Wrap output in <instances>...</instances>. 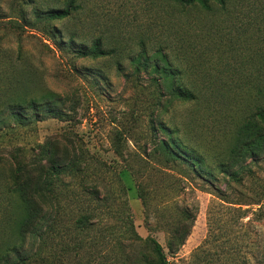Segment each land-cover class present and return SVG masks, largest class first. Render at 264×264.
Listing matches in <instances>:
<instances>
[{
    "label": "rangeland",
    "instance_id": "rangeland-1",
    "mask_svg": "<svg viewBox=\"0 0 264 264\" xmlns=\"http://www.w3.org/2000/svg\"><path fill=\"white\" fill-rule=\"evenodd\" d=\"M31 1L42 9L53 2L0 0V225L12 213L10 169L44 163L54 148L74 165L59 187L62 235L47 239L31 264H159L150 238L168 264H264V154L236 164L239 181L215 169L262 101L264 0H226L208 11L174 10L163 0H85L69 20L47 22L35 21ZM102 33L122 45L82 57ZM141 40L167 45L181 77L206 79L214 100L161 99L150 76L130 64ZM8 97L28 102L21 117ZM33 97L40 106L31 111ZM177 138L206 161L210 177L170 153ZM33 243L34 253L42 241Z\"/></svg>",
    "mask_w": 264,
    "mask_h": 264
},
{
    "label": "trees",
    "instance_id": "trees-1",
    "mask_svg": "<svg viewBox=\"0 0 264 264\" xmlns=\"http://www.w3.org/2000/svg\"><path fill=\"white\" fill-rule=\"evenodd\" d=\"M84 1L53 0L50 4L43 1L42 5H46L45 9H42L39 3L36 2L35 4V1H31L30 4L33 7L30 14L35 21L39 22L67 21L74 13L85 9ZM163 2L173 7L174 10L184 11L186 8H198L208 11L211 10L213 3L224 6L226 0H163ZM166 7L164 5L163 9ZM50 38L53 39L54 37ZM119 39V36L107 38V35L102 33L91 41V47L88 51L82 53V57H98L116 52L121 44L118 41ZM69 40L73 42V37H69ZM141 41L139 44L141 43L142 48L130 59V64L134 68V73L143 72L150 76V85L160 93L159 97L161 99L168 93L171 97L168 101L169 105L171 102L201 104L202 101L210 102L214 100L212 97H206L211 86L206 79H200V82H196L181 77V72L173 67L172 60L166 52L167 45L163 46L158 43L157 47L148 48L143 40ZM107 43L110 48L108 51L105 49ZM210 94H213V92ZM257 95L262 97L261 103L257 105L251 116L245 118L242 124H239L234 133V138L232 137L237 145L233 144L228 147L227 152L224 154L226 156L222 154L220 155L221 158L215 160V169L229 180H241L236 173L237 170H233L236 164L240 165L246 159L254 161L264 154V85L259 87ZM7 99L11 107V114L15 113V117H21L22 114L19 109L28 102L24 103L25 99L23 97H8ZM39 99L35 97L30 99L29 109L31 111L39 108ZM162 104L164 103H160V106ZM45 105L42 111L46 113L50 107L47 104ZM162 129L166 128L162 127ZM174 140L176 141L171 142L169 145L171 148L170 153L176 159L189 163L197 174L205 176L204 174L208 173L210 177L211 169L209 170L206 161L194 153L191 148L180 142L178 143L177 141H180L178 138ZM45 158L44 163L40 160L32 163V168L24 167L14 171L10 169L8 172L5 196L9 200L7 204L12 213H9L10 216L4 219L0 225V264H31L32 259L35 257L42 259L41 253L47 247L45 241L59 234L58 227L61 223L58 221V216L63 209L62 201L64 199V194L59 187L63 185V175L73 174L74 165L71 161L59 160L56 148L46 151ZM67 162H70V164ZM85 224H87L86 217H82L77 221V225L82 229L86 227ZM181 227L183 228V221L175 229V235L180 236L182 234L180 233ZM184 235L187 236L188 232H185ZM35 238L41 240L42 243L33 253ZM28 239H35L30 246L28 245ZM184 240L185 237H181L180 243ZM148 242L159 264H168L161 245L151 238L148 239Z\"/></svg>",
    "mask_w": 264,
    "mask_h": 264
}]
</instances>
